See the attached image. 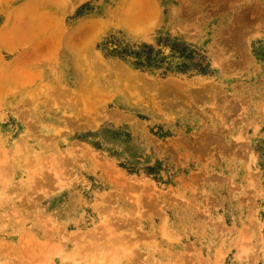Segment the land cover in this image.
<instances>
[{"label":"rangeland","instance_id":"obj_1","mask_svg":"<svg viewBox=\"0 0 264 264\" xmlns=\"http://www.w3.org/2000/svg\"><path fill=\"white\" fill-rule=\"evenodd\" d=\"M0 264H264V0H0Z\"/></svg>","mask_w":264,"mask_h":264},{"label":"trees","instance_id":"obj_2","mask_svg":"<svg viewBox=\"0 0 264 264\" xmlns=\"http://www.w3.org/2000/svg\"><path fill=\"white\" fill-rule=\"evenodd\" d=\"M119 42H117L114 38L103 42L101 46H98V49L104 54L105 57L109 58H116L120 60H126V63L138 70L142 69H148L149 67L154 66L156 67V64L159 63L158 59L156 58V54L153 53L152 49H148L144 47L142 50L139 51H130L127 47L122 48L120 45H118ZM193 61V60H192ZM192 65L188 66H180L178 70H181L179 72L184 71H195L198 74H204L206 73L204 58L200 57L196 61L194 60Z\"/></svg>","mask_w":264,"mask_h":264}]
</instances>
